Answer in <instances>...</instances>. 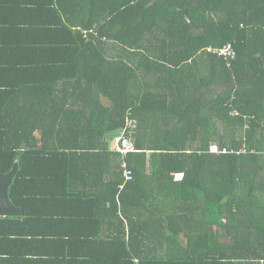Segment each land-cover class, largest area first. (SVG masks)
Listing matches in <instances>:
<instances>
[{
    "label": "trees",
    "instance_id": "trees-1",
    "mask_svg": "<svg viewBox=\"0 0 264 264\" xmlns=\"http://www.w3.org/2000/svg\"><path fill=\"white\" fill-rule=\"evenodd\" d=\"M17 162L4 238L264 264V0H0V172Z\"/></svg>",
    "mask_w": 264,
    "mask_h": 264
},
{
    "label": "crops",
    "instance_id": "crops-1",
    "mask_svg": "<svg viewBox=\"0 0 264 264\" xmlns=\"http://www.w3.org/2000/svg\"><path fill=\"white\" fill-rule=\"evenodd\" d=\"M112 147L114 148L113 143ZM138 194L141 198L144 192L140 190ZM120 214L122 215V213ZM123 217L126 219L125 215ZM83 222L85 221L83 220ZM82 227L88 228L87 226ZM54 229L58 233L65 230L63 227ZM41 230L38 235L18 236L12 234L8 238H4V234H1L0 264H109V260H102L106 256H100L98 242H94L92 246H88L84 250L79 249L72 252L65 240L47 238L49 237L47 231ZM101 231L99 237L103 236L104 228Z\"/></svg>",
    "mask_w": 264,
    "mask_h": 264
},
{
    "label": "built area",
    "instance_id": "built-area-1",
    "mask_svg": "<svg viewBox=\"0 0 264 264\" xmlns=\"http://www.w3.org/2000/svg\"><path fill=\"white\" fill-rule=\"evenodd\" d=\"M222 56L235 59V55L231 47L222 52ZM139 129V122L137 119L129 115L125 127L118 132L114 138V149L126 159L129 155L139 152L136 147V135ZM124 176L126 183L120 187L122 191L128 182H132L133 174L124 166Z\"/></svg>",
    "mask_w": 264,
    "mask_h": 264
},
{
    "label": "water",
    "instance_id": "water-1",
    "mask_svg": "<svg viewBox=\"0 0 264 264\" xmlns=\"http://www.w3.org/2000/svg\"><path fill=\"white\" fill-rule=\"evenodd\" d=\"M20 171V164L17 162L9 174L0 172V217H22L25 215V210L14 203L11 195Z\"/></svg>",
    "mask_w": 264,
    "mask_h": 264
},
{
    "label": "clouds",
    "instance_id": "clouds-1",
    "mask_svg": "<svg viewBox=\"0 0 264 264\" xmlns=\"http://www.w3.org/2000/svg\"><path fill=\"white\" fill-rule=\"evenodd\" d=\"M138 130H139V129H138ZM117 134H118V133H117ZM117 134L114 135L113 138H112L113 145H114V138L117 136Z\"/></svg>",
    "mask_w": 264,
    "mask_h": 264
}]
</instances>
